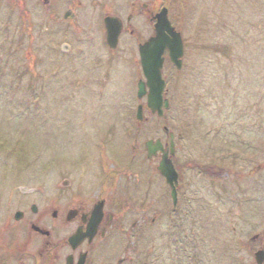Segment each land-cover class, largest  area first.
Here are the masks:
<instances>
[{
	"label": "rangeland",
	"instance_id": "rangeland-1",
	"mask_svg": "<svg viewBox=\"0 0 264 264\" xmlns=\"http://www.w3.org/2000/svg\"><path fill=\"white\" fill-rule=\"evenodd\" d=\"M77 1L63 19L72 0H0V177L16 173L43 200L69 172L95 186L104 160L143 167L149 232L135 242L139 261L149 250L147 264H242L241 229L264 227V0H165L182 68H163L166 121L145 111L140 124L136 45L127 33L109 56L101 7ZM163 126L182 172L176 209L158 160L144 155L148 140L166 139Z\"/></svg>",
	"mask_w": 264,
	"mask_h": 264
},
{
	"label": "flooded vegetation",
	"instance_id": "flooded-vegetation-1",
	"mask_svg": "<svg viewBox=\"0 0 264 264\" xmlns=\"http://www.w3.org/2000/svg\"><path fill=\"white\" fill-rule=\"evenodd\" d=\"M42 1L46 6H51L53 2ZM104 1L108 3L109 9L102 4V0H93L91 3L93 6H98V3L103 11L104 35L100 39L104 48L109 51V56H113L117 50L110 51L106 44L104 20L118 19L121 33L117 47L128 33L136 45V65L140 67L139 46L154 35L160 10L166 8L165 0ZM34 2H30V6L35 5ZM81 6L79 1L72 0L66 12L74 16V10ZM135 27L144 32L149 30L150 33L147 32V37H137L140 30ZM164 135L168 138L167 142L161 141L163 150L153 159H147L144 148L146 161L159 162L163 152L169 154V135L165 132ZM174 145L175 153L171 161L177 172L178 203L182 172L176 164L175 141ZM132 149L136 150L135 147ZM212 158L219 160L215 155ZM80 160H84L81 165L91 168L92 157ZM98 167L100 175L95 186L90 182L84 183L80 180L83 178L81 176L73 180L68 177L72 175L69 172L57 183L56 192L53 191L52 182L49 183V190L43 200L36 198L34 189L23 187L27 191L22 193V186L16 185L17 176L14 179L16 173H4L0 177V264H147L145 259L149 257L150 251H142L144 260L139 261L140 249L135 242L149 232V204H146L150 192L149 175L143 167L132 168L130 164L126 165V170H121L111 160L108 166L104 160ZM259 168L250 170L248 176H253ZM123 174L127 176L123 177ZM156 174L167 188L170 198L171 190L158 173L157 166ZM154 221H151L152 224ZM241 252L242 264H245L246 259L249 264H264V227L241 229Z\"/></svg>",
	"mask_w": 264,
	"mask_h": 264
},
{
	"label": "water",
	"instance_id": "water-1",
	"mask_svg": "<svg viewBox=\"0 0 264 264\" xmlns=\"http://www.w3.org/2000/svg\"><path fill=\"white\" fill-rule=\"evenodd\" d=\"M72 17V16H71ZM105 29L107 33V43L111 49L115 48L117 37L120 31L119 23L114 22V19L105 20ZM167 32L170 37L165 35ZM67 49V48H65ZM164 50L169 53L170 61L177 67L181 68V57L183 55L182 44L179 34L173 31L166 19L165 12L158 17V23L155 25V37L148 43L140 48L141 66L143 75L146 79L145 83H139L138 86V99L145 95V87L148 88L147 94V108L158 117L163 115L162 111V93L164 83L161 80L160 70L162 67L163 59L161 58ZM168 108L167 101L164 102V109ZM142 108L139 106L137 109V120H142ZM148 156L151 157L160 148L159 142L155 145L152 143L147 144ZM159 172L166 177L167 183L173 188V182L176 176L172 169L171 163L163 158L159 167Z\"/></svg>",
	"mask_w": 264,
	"mask_h": 264
}]
</instances>
